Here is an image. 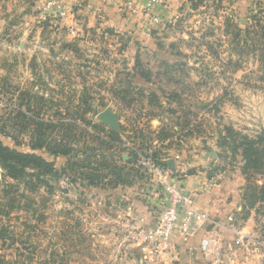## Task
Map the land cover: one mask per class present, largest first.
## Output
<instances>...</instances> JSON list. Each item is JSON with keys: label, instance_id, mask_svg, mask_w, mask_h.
I'll use <instances>...</instances> for the list:
<instances>
[{"label": "rangeland", "instance_id": "obj_1", "mask_svg": "<svg viewBox=\"0 0 264 264\" xmlns=\"http://www.w3.org/2000/svg\"><path fill=\"white\" fill-rule=\"evenodd\" d=\"M80 1L0 0V140L54 167L32 192L0 170V203L2 190L13 199H5L9 215L0 213V255L14 264H264V207L242 219L247 181L240 150L226 147L237 134L264 138L263 2L181 0L166 13L162 0L147 14L139 11L146 0H108L114 9L81 28L68 18ZM129 1L131 9L121 4ZM104 110L116 116L114 129L97 119ZM18 111L41 119L46 138L73 155L31 150L35 126ZM144 157L168 172L167 182L205 172L198 190L236 189L219 220L201 213L196 254L156 258L146 245L163 188L139 164ZM68 161L81 168L65 170ZM99 162L136 177L130 186L88 185L83 166Z\"/></svg>", "mask_w": 264, "mask_h": 264}, {"label": "trees", "instance_id": "obj_2", "mask_svg": "<svg viewBox=\"0 0 264 264\" xmlns=\"http://www.w3.org/2000/svg\"><path fill=\"white\" fill-rule=\"evenodd\" d=\"M86 102V100L84 101ZM87 105V102L86 104ZM17 117H21L22 120H27V125L35 126L33 130V144H31V150H44L51 154L53 157L57 156H72L74 153L71 146L63 145L60 142H54L52 139L48 140L46 137V130L49 129L47 124H45L41 119H36V116H31L27 118L22 112L18 111ZM89 123V122H88ZM74 126V125H72ZM96 126H94L95 128ZM2 128V127H1ZM25 129V128H23ZM237 138L233 139V144L226 142V147H228L232 152H237L240 150L241 158V171L242 174L246 177V186L245 194L242 196V201L246 202L247 205L243 206L245 210V215L242 219H247L250 210H252L256 204H259V209L264 207V138L259 135L256 139H250L247 137H242L237 134ZM111 141L108 142L111 145ZM104 145L108 143L102 142ZM89 158V157H88ZM86 158V159H88ZM120 160H122L120 158ZM134 161L127 160L124 161V164H133ZM99 162L97 168H92L90 164H87V172L83 173V180L88 181V185H101L107 181L106 185H109L113 188L119 186H130L132 181L131 179L135 178V170L133 168H127V166H116V163H110L113 166V170H110V166L100 164ZM103 163V162H102ZM101 165V166H100ZM65 170H73L74 168L80 169L76 163H71L68 161ZM0 170L3 179H8L16 183H22L29 192L34 191L36 188H40L41 185H47V181L44 179L45 176L52 174L54 172L53 163L45 161L40 156L35 155L34 153H22L15 149L9 148L2 143L0 140ZM100 170H109L108 174H98L97 171ZM192 172H189L191 175ZM44 176V177H43ZM256 176H259L263 179L262 184L256 185L254 183L250 184L248 180L254 179ZM82 177V176H81ZM210 178V176H208ZM1 186V181H0ZM8 187L12 188L11 185ZM2 189V188H1ZM2 199L4 202L0 203V213H3L5 205V199L13 201V199H8V191L2 190ZM11 209L12 204L8 205ZM257 212V211H256ZM3 215L8 216L9 212H4ZM7 229L4 226H0V243L3 244L6 241ZM0 264H14L5 261L2 255H0ZM17 264V262H16Z\"/></svg>", "mask_w": 264, "mask_h": 264}, {"label": "crops", "instance_id": "obj_3", "mask_svg": "<svg viewBox=\"0 0 264 264\" xmlns=\"http://www.w3.org/2000/svg\"><path fill=\"white\" fill-rule=\"evenodd\" d=\"M179 1L181 0H166L165 6H162L160 8L163 9L162 11L169 13V10L171 11V5L173 3L178 4ZM260 1L264 4V0ZM80 4L81 5L79 6V8L73 9V11L69 13L70 15L68 16V18L71 21L75 20L78 25L82 26L81 28H83L84 26L87 28H94L95 26H97V14H100L101 11H107L108 8H112L108 0H82L80 1ZM69 20L68 23L70 22ZM174 171L178 173V170L175 169ZM177 178L178 182L182 184L184 191L190 196L192 206L200 214L203 213L207 216L219 220L221 216H223V214L228 213L227 204L229 202L227 200L229 198V189L231 187L230 182V184L228 183V189H222V186L218 185L212 190L206 189L205 191H202L200 189L198 190L199 186L201 184H206L205 181L207 182L209 181L208 179H210L208 176L206 177L205 172H196L191 175L178 176ZM235 191L236 189L234 188L230 189V193H234ZM146 215L149 216L148 212L146 213ZM202 223V221L197 223L198 229H201V227L203 228L204 225H202ZM201 230H203L204 232V229ZM196 235L187 238L173 236L171 239L170 248L167 250L168 252H166L165 255L163 254V256H165L164 258L176 259L181 256L182 252H185V254L189 255L191 253L196 254L198 252V246L201 240V237H198ZM146 245L151 246L152 248V245L150 243L147 242ZM151 252L153 254V257L159 258L160 256H162V254H160L161 252L157 253L152 250Z\"/></svg>", "mask_w": 264, "mask_h": 264}, {"label": "built area", "instance_id": "obj_4", "mask_svg": "<svg viewBox=\"0 0 264 264\" xmlns=\"http://www.w3.org/2000/svg\"><path fill=\"white\" fill-rule=\"evenodd\" d=\"M147 4L139 11L147 13L154 10L162 0H146ZM54 2H49L52 5ZM123 6L131 9L132 2L121 3ZM152 21L158 24L160 19L158 16H152ZM141 167H147L150 173L158 178L163 191V206L159 215L157 224L145 233L146 242L152 245L157 252H164L170 248L172 236L187 238L195 235L198 230V222L206 220L203 214H200L192 206L190 196L184 191L182 185L177 179H171L167 182L168 172L161 166L155 164L149 158H141L139 160ZM143 169V168H142ZM207 246V241H202V247Z\"/></svg>", "mask_w": 264, "mask_h": 264}, {"label": "water", "instance_id": "obj_5", "mask_svg": "<svg viewBox=\"0 0 264 264\" xmlns=\"http://www.w3.org/2000/svg\"><path fill=\"white\" fill-rule=\"evenodd\" d=\"M97 119L108 126H110L112 129L116 127V116L109 110H104L101 113L97 115ZM169 165L172 166V163L169 162Z\"/></svg>", "mask_w": 264, "mask_h": 264}]
</instances>
